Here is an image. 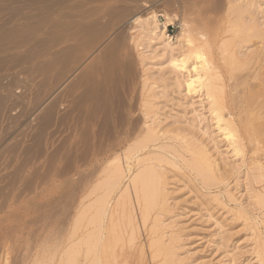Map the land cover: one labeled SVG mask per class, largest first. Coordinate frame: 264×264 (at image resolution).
<instances>
[{
	"label": "rangeland",
	"instance_id": "374dc122",
	"mask_svg": "<svg viewBox=\"0 0 264 264\" xmlns=\"http://www.w3.org/2000/svg\"><path fill=\"white\" fill-rule=\"evenodd\" d=\"M192 1L0 0V264H57L59 259V264H64L60 253L71 242L66 237L73 229L76 192L81 184L79 177L82 175V183H85L89 171L97 166L89 162L93 155L89 152L90 135L98 129L97 112L113 110V115L118 114L121 119L122 109L124 113L135 109L133 116L140 121L139 125H142L141 120L147 119V124L155 121L162 129H173L182 122V126H178L180 131L187 128L191 131L185 139L191 136L199 138L198 144L205 143V149L213 151L207 150L211 157L215 156L212 157L215 165L221 164L217 165L220 169L216 180L223 178L222 171L226 176L221 184L218 180V186L214 187V184L206 189L200 177H194L195 173H191L181 161H176L175 168L163 163L166 169H163L164 181L168 182L165 185L169 203L166 211L171 212L162 213L161 219L164 218L166 226L171 225V221L174 224L173 229L169 226L167 231L178 236L176 240L180 241L177 243L180 247H175L176 254L179 253L177 258L183 259L182 264H259L255 253V239L259 234L255 232L253 236V231L259 229V233L263 232L260 224L264 217L259 214L264 207L259 205L255 192L260 191L258 194L264 196V188L260 189L264 182L259 184V176L255 181L258 172L254 169L255 161H252L253 149L246 146L244 154H239L244 157L236 156L230 142L220 135L204 91L186 93L185 79L193 75L188 74L191 69L189 62L186 70H178L180 73L169 67L171 57L179 55V46H184L185 35L190 34L191 29L189 36H193L199 45L213 32H209L214 28L210 22L207 23L209 19L212 23L218 20L213 25L214 31L224 24L217 18L223 11L216 9L220 4L222 10L225 0L218 1V4L214 3L215 0H203L205 4L201 3L202 0ZM192 3L196 4V9ZM202 6H207L205 9L208 11L213 9V13L209 14ZM201 10L207 14L204 13L206 17L202 16ZM218 12L221 14L217 16ZM152 16L156 18L158 28L164 31L163 38L147 35L141 30V23ZM200 17L204 26L198 23L201 22ZM205 18L209 19L206 21ZM95 21L101 23L99 25L106 31L102 33L104 37L90 42L91 26ZM197 23L199 30L206 28L202 30L207 33L204 38L199 39L200 36L194 34L198 31ZM182 31L185 35L180 37ZM211 46L209 51L204 50L206 57L218 61L220 65H216L220 67L222 64L217 52L223 51V45L219 44L222 46H218L219 49L217 46L213 48V44ZM76 47L80 52L76 51L75 56H81L66 60V51ZM221 67L218 71L225 73V68ZM93 72L98 87L94 90L91 86ZM178 73L182 79L185 78L184 81ZM145 77L149 81H144ZM174 79L178 80L179 86L173 83ZM229 83L225 78L221 84H226L224 93L227 106L231 108L233 89H229L232 84ZM140 88H143L142 92ZM80 98H84V103L79 101ZM143 98L151 102L149 106L156 107L149 109L152 112L147 115L143 112L144 104L141 105V102H146ZM188 120L194 121L195 125ZM183 123L188 125L185 127ZM189 125L196 126L192 127L193 132ZM181 132L182 135L187 131ZM102 139L97 135L94 148L96 140L101 142ZM162 142L179 147L178 141L160 139ZM167 157L173 159L170 155ZM260 163L264 173V159ZM134 169H131L132 173ZM250 169L255 170L254 174ZM225 172L229 173L226 175ZM261 179L264 181V174ZM240 211L246 214V219L239 215ZM63 224H67L66 227ZM62 237L56 258L47 261L50 254L40 251L42 244L51 246L52 241H60ZM66 239L70 242H63Z\"/></svg>",
	"mask_w": 264,
	"mask_h": 264
},
{
	"label": "bare ground",
	"instance_id": "6f19581e",
	"mask_svg": "<svg viewBox=\"0 0 264 264\" xmlns=\"http://www.w3.org/2000/svg\"><path fill=\"white\" fill-rule=\"evenodd\" d=\"M218 1L220 0H217V2L215 0L214 3L218 4ZM192 2L195 3L194 0ZM224 2V8H222V10L220 8V4L218 6L220 9L215 4L216 8H218H215L216 11H223L222 14L221 12L217 13V16L221 14L217 18L220 19L219 23L224 22V24H222L219 28H216L217 31H214L213 29L215 28V26L213 25H215L218 20L216 19V21L214 20L216 23H212L211 19L208 18L209 20L207 19V21L205 18L207 23L210 22V24H212L211 26L214 27L212 28L211 26H208L212 28V30L209 29V32H213H210V37H206L205 35L207 33L202 32L203 28H206L202 27V30L198 29V27L200 26L199 24H202L203 19L200 17L201 22H198L199 24H196V31H198H194V34H198L200 36L198 37L199 39L204 38V36L205 38L202 42H200L199 45H197V41L193 36H189L193 31L192 29L191 33L188 35H185L184 31H182V33L180 32V37H183L181 36V34L185 35L186 37H184L185 41L183 40L184 46H179L181 52H178L179 55L177 57H171L169 61L171 66L169 65V67H173V70L176 69L175 71L181 69L186 70L187 64L189 62V67L191 66V69L188 70V74L190 73L191 75V73H193V75L189 76L187 79L184 78L186 93H198L202 90L204 91L203 93H205L204 95H206V98L208 99V102L206 101V103L209 104L210 113L216 120L217 128L221 132L220 135L224 136V139L230 142V145L233 148L232 150L234 151V153H236V156L238 154V156L241 157V155L239 154H244L243 152L246 146H249L253 149V154L251 153L253 155H251L253 157L252 161H255L254 169L258 172V175L256 173L257 176H255V181H257L259 176L260 179L258 182L260 184V182H264L260 181L262 180L261 176L263 177L264 174L263 172H261L263 167L260 163L261 160L264 159V0H225ZM189 3L191 4V1ZM201 3H204L203 0ZM195 5L193 4V8ZM213 5L212 7H214ZM206 7L207 6H205L204 9ZM193 8L192 10L196 12V10H194ZM196 8L197 7L195 6V9ZM202 10L201 13L204 14L205 12L203 13ZM211 11H208V13H213V11ZM190 12L192 13V11ZM205 14L202 16H205ZM195 16L197 17L196 14ZM214 17L216 18V16ZM99 24H97V22L95 21L93 23V26H91L92 31L89 38L91 39L90 42H96L97 38L99 39V37L102 36L104 30L106 31V29L102 28L103 26ZM218 24L216 27H218ZM202 26L204 25L202 24ZM96 30L99 31V35H96L98 33V31L97 33L95 32ZM141 30L147 32V35H155L161 38L165 36L164 31L158 28L157 20L154 16L145 19L143 23H141ZM216 43L218 44L216 45L218 49L219 47H222L219 46V44L223 45L221 49V51H223L220 53L219 50V53L217 52V55L219 54L218 59H220V63L222 64L221 66L225 68V73L223 72L224 74L222 73V70L218 71L219 68H222L221 66L218 67L220 65L219 63H217L218 61L216 62L215 60L207 58L204 51L205 49L209 51V48L212 47V44L213 48H215L216 46L214 44ZM84 47H86V45ZM116 47L114 49H116ZM228 47H231L232 49L228 50ZM121 48L123 47L121 46ZM117 50L119 51L120 48H117ZM76 51L77 47L73 50L66 51L67 55L65 59H72L75 56ZM77 52L79 53L80 51ZM223 53L226 56H223ZM120 54H123V52ZM80 56L81 55H76L75 58L77 59ZM119 58H121V56ZM216 64L219 65L217 66ZM179 75L181 78V74ZM83 77L84 75L82 76V78ZM225 78L228 80V83L229 81H231L230 83H232H229V89H233L230 94V96L233 97H231V101L233 102L231 108H228L227 106L228 101L226 100L224 93L226 91L224 89V86H226V84L222 85ZM91 79V86L93 90L95 88L97 89V80L95 78L94 72L91 74ZM184 79L182 80L184 81ZM147 80V78L144 79V81L146 82ZM175 80L177 79H174L173 83H177L176 86H179L178 80L176 82ZM106 82L108 83V81ZM144 83H142V85ZM166 85L168 86L169 84ZM152 87L153 84L152 86L150 85V88ZM149 89L147 90V93H149L148 91L151 90ZM141 90L143 91V88H140V91ZM96 94L95 99L97 100ZM83 99L84 98H80L79 101L81 103H84ZM143 100L146 99L143 98ZM146 102H141V105L144 104L143 107L145 108L143 112L147 115V113L149 114L150 112H152L150 110H154L156 107H151L149 106L151 102L149 103V101L147 100ZM154 102L156 101L154 100ZM157 105L160 104L157 103ZM139 109L140 108H138V110ZM134 111L135 109H129L127 113H124L122 109L121 119L119 118L118 114L113 115V110L97 112L99 121L98 129L96 132H93L90 135L89 148L90 154H93L89 159V162L94 164V166H97L89 171L85 183H82V180H84L83 176L80 175L79 177L81 184L76 192L77 201L75 207L76 213L74 219L72 220L73 229L71 228L72 230L66 237L71 242L67 241L68 239L63 241H67L68 243H70L64 250H62L63 252L60 253L64 258V264H182L183 259L182 261L180 260L181 257L178 259L177 257L179 253L176 254V252H178L177 249H179L180 247L177 244L180 241L176 240L178 239V236L176 237V234L174 233L168 234L167 231V227L170 226L172 228L174 224L172 225L171 221V225L168 224L169 226H166L167 224H163L164 218L161 219L162 213L169 214L171 212H167L169 210L166 211V209L169 208V205H167L169 203H167V191L165 188V185H167L166 183L168 182L165 183L164 181L165 174L163 173V171L166 169L164 168L163 163H166V165H173L171 167H174L176 165V161H181L180 163H183V166H187V169L189 168V171L191 173L192 171L195 173V175L193 174L194 177H200L201 182L204 184V187L206 185V189H208L210 185V187H213L214 184V187H216V184H219L218 180L220 181V184L223 178L224 180H226V176L223 175V171L221 173L223 178H219L218 180H216L217 171L220 169H218V166L221 164L218 163V166L215 165V158H212L215 156L211 157L212 154L210 155V153H212L213 151L210 152L211 149H207L210 152L208 153V151L204 147L205 143H202L203 145L198 144V137V139H194L193 136H191L189 139H185L186 136L191 132L188 131V128V130L181 129V131H187L181 135L182 132L179 128L182 126L181 121V123L177 122L180 123L181 126L174 124L176 120L175 122H173V124L177 126V128L174 127L172 129V126L170 124L171 127L169 128L171 129H162L159 126L160 124H158L159 122L156 123L155 121H153L155 123L150 122V124H147L148 120L146 119V117L148 116L145 115L146 117L144 116V119L146 120H141L142 125H139L140 121H137L135 119V116H133ZM155 113L156 111L154 112V114ZM155 115L157 116V114ZM160 116L162 117V115H158L159 118ZM138 118L140 117L138 116ZM163 119L162 121L164 123L166 119ZM188 121L189 123H191V125H195L194 121L193 123L191 122V120ZM183 124L185 127L186 125H188L185 123ZM188 127L192 128L194 126L191 127L189 125ZM97 135H100L103 139L101 142L96 140V146L94 148L95 138L97 137ZM201 138L202 137L200 136V139ZM160 139H165L166 141L170 140V142H172V140L174 142L178 141L179 147H177L179 149L173 146V144L168 145L164 144L163 142L160 143ZM167 155H170L173 159L168 158ZM248 155H250V153ZM185 156H189V158L187 159L185 158ZM132 168H135V171L133 173L131 172ZM250 170L251 174L253 171H255L252 169ZM79 172L80 170H78V173ZM228 173L225 172L224 174L227 175ZM128 174L130 175L128 176ZM125 180H128L126 184ZM215 181L217 182L215 183ZM262 188H264V186L260 189ZM262 191H264V189H262ZM259 192L257 191L255 193L258 194ZM257 194H255V197L259 199V205L262 204V207H264V196L258 194L257 197ZM260 196H263V198ZM229 197L232 198L231 195ZM257 209L256 211L259 210ZM262 214L264 215V211L259 214L263 218L264 216ZM239 215L241 217H244L245 219L247 218L246 214H244L243 212L239 213ZM255 219L257 220V217ZM259 219H261V217ZM247 220H249V218ZM254 221L255 220H253V222ZM66 223L68 224V221ZM164 223L166 222L164 221ZM260 225L263 226L262 233H259L260 231L259 229L257 231L256 227V231H253L254 228H252L253 230H251V232L253 231V236L255 232L259 234V237L256 234L258 239H255V253L258 259L257 262H259V264H264V222ZM249 228L251 229V227ZM172 234H174V236ZM261 234L263 235L260 238ZM63 237L60 241H57V239L52 241L51 246L42 244L40 251L50 254V256L48 255V258L46 257L47 261L49 260V258H51L52 260L56 258L54 256L59 253L58 251L60 250L59 247L61 245H59V242L63 240ZM140 237L142 238L140 239ZM176 245L179 247H177ZM175 246L177 247V249ZM44 256H47V254H45ZM51 259L49 261H52ZM59 261L57 264H59ZM60 263H62V260Z\"/></svg>",
	"mask_w": 264,
	"mask_h": 264
}]
</instances>
